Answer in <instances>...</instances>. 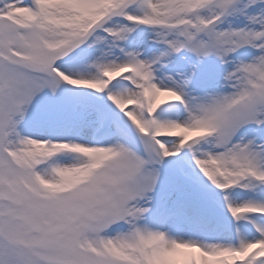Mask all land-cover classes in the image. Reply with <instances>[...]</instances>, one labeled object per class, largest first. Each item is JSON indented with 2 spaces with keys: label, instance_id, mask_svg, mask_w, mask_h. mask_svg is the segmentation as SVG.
I'll list each match as a JSON object with an SVG mask.
<instances>
[{
  "label": "snow or ice",
  "instance_id": "1",
  "mask_svg": "<svg viewBox=\"0 0 264 264\" xmlns=\"http://www.w3.org/2000/svg\"><path fill=\"white\" fill-rule=\"evenodd\" d=\"M0 264H264V0H0Z\"/></svg>",
  "mask_w": 264,
  "mask_h": 264
}]
</instances>
